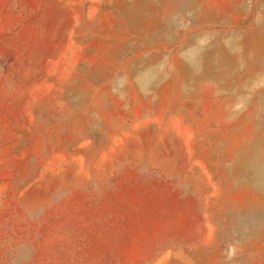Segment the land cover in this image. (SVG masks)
Segmentation results:
<instances>
[{"label":"rangeland","instance_id":"374dc122","mask_svg":"<svg viewBox=\"0 0 264 264\" xmlns=\"http://www.w3.org/2000/svg\"><path fill=\"white\" fill-rule=\"evenodd\" d=\"M0 264H264V0H0Z\"/></svg>","mask_w":264,"mask_h":264}]
</instances>
